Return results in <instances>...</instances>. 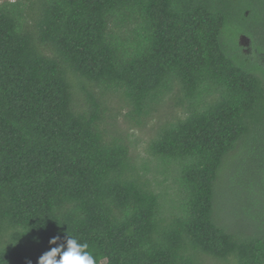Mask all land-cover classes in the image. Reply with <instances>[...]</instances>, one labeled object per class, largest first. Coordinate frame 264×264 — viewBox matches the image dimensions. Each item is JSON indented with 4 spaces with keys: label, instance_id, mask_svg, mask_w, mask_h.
<instances>
[{
    "label": "trees",
    "instance_id": "trees-1",
    "mask_svg": "<svg viewBox=\"0 0 264 264\" xmlns=\"http://www.w3.org/2000/svg\"><path fill=\"white\" fill-rule=\"evenodd\" d=\"M113 100L135 126L171 110L147 148L170 186L137 165ZM259 196L264 0L0 3V264L67 234L97 264H264Z\"/></svg>",
    "mask_w": 264,
    "mask_h": 264
},
{
    "label": "rangeland",
    "instance_id": "rangeland-1",
    "mask_svg": "<svg viewBox=\"0 0 264 264\" xmlns=\"http://www.w3.org/2000/svg\"><path fill=\"white\" fill-rule=\"evenodd\" d=\"M5 1H14V0H0V3L5 2ZM243 36L244 35H242L238 39V45H239V47L242 48L240 50V53L244 56V59L246 62H249V61L252 62L253 59H251V56H250L249 52L247 51V49H249L248 42L246 39L243 38ZM255 63L258 65L263 64L262 60H260V62H258V60H255ZM117 103H118V100H113L112 104H110V105L113 106V104H114L115 106L113 107V109L119 110L120 115H119L118 121H119L120 125L123 127V129L126 131V133L129 135V138L132 142L131 153H132V156L137 161L136 162L137 165H140L142 162H146L148 164L150 171L147 173V177L149 180L152 181L153 184L160 183V186L162 188L170 186L172 183V180L170 179L171 177L166 178L163 174H159L160 172H155L153 170L154 168H156V162H154L153 159L149 156V154L147 152V148H148L149 142L154 138V134H155V131L157 129L158 122L162 121V119L165 116L168 117V119H170V115L172 114L171 110L166 107L165 109L168 110V112H169L168 114L163 112L164 109H162L158 114L153 115V118L150 121H148L144 126H135L133 124L130 125L127 122V119H125L123 117L124 113L127 111V107L123 103H119V105L117 106ZM178 111H180V110H178ZM229 165L230 166L227 167V170L229 172H231L233 175L234 169H235L234 166L236 165V162H234L233 156L229 160ZM232 175H230V178L233 177ZM227 176H229V175H227ZM243 178L244 177L241 175L233 177V179L235 180L236 183L242 182ZM232 182H234V181H232ZM262 182H263L262 177H261V175H259L258 183H262ZM256 192H259V190L257 189ZM259 197H258L259 199L257 200L258 206H254L252 204V207L257 209L258 211H264V198L262 196H259ZM259 202H261V203H259ZM223 211H224V216L222 215V217H224L226 219V221L229 222V220L232 219L228 215L229 214V207L227 205H224L222 212ZM258 223L259 222L256 221L252 225L258 224ZM259 226L261 228H263L264 224L263 225L259 224ZM205 264H228V263L217 262V261H213V260H207Z\"/></svg>",
    "mask_w": 264,
    "mask_h": 264
},
{
    "label": "clouds",
    "instance_id": "clouds-1",
    "mask_svg": "<svg viewBox=\"0 0 264 264\" xmlns=\"http://www.w3.org/2000/svg\"><path fill=\"white\" fill-rule=\"evenodd\" d=\"M50 247L38 259L37 264H97V259L87 242L66 235L61 242L59 237L48 241Z\"/></svg>",
    "mask_w": 264,
    "mask_h": 264
},
{
    "label": "flooded vegetation",
    "instance_id": "flooded-vegetation-1",
    "mask_svg": "<svg viewBox=\"0 0 264 264\" xmlns=\"http://www.w3.org/2000/svg\"><path fill=\"white\" fill-rule=\"evenodd\" d=\"M243 38L246 39L245 36H243ZM246 40L248 42V47H249V49H247V51L249 52L251 59H253V55H254L255 51L250 47V42H249L250 40L248 38Z\"/></svg>",
    "mask_w": 264,
    "mask_h": 264
}]
</instances>
